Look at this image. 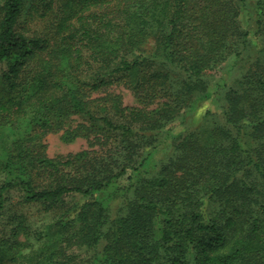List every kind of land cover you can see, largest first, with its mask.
<instances>
[{"label":"trees","instance_id":"16d2710c","mask_svg":"<svg viewBox=\"0 0 264 264\" xmlns=\"http://www.w3.org/2000/svg\"><path fill=\"white\" fill-rule=\"evenodd\" d=\"M0 77V264H264V0H0ZM72 115L99 148L49 157Z\"/></svg>","mask_w":264,"mask_h":264},{"label":"rangeland","instance_id":"374dc122","mask_svg":"<svg viewBox=\"0 0 264 264\" xmlns=\"http://www.w3.org/2000/svg\"><path fill=\"white\" fill-rule=\"evenodd\" d=\"M246 11L241 12L240 19L243 21L244 25H246L248 17L246 15ZM42 24V23H41ZM36 24L34 28L36 30H43L45 25ZM41 25V26H40ZM235 55L229 57L223 65L218 68L215 72V76L213 78L212 89L215 90L216 86L228 87L232 86L236 83V80L241 76L242 72H244L246 66L249 61H237ZM1 80V77H0ZM220 87V88H221ZM113 93L119 94L122 97V101L124 105L128 106H139V101L137 96L135 95L134 90L129 86V83L124 82H116L113 86L110 87ZM158 99L156 100V102ZM155 105H151L149 108ZM98 110V108H97ZM207 110H212L216 112H220V102L216 98L202 102L196 112L188 111L186 116V121L189 125L199 126L203 121H201L203 115ZM208 120V119H207ZM83 125L85 127H83ZM183 125L177 120L172 125H170L171 133L177 134ZM95 131V132H94ZM102 129H95L91 123H88L83 117L79 115L70 116L64 124L58 128L57 130H53L49 132L44 139L42 140L40 146L44 147L45 152L49 157H64L69 154L77 153L83 150H93L98 149V140H96V136L101 134ZM102 136V134H101ZM103 137V136H102ZM104 138V137H103ZM171 136L166 138L163 144H161L157 149L153 151V159L155 161H161L168 157V155L172 151L171 146ZM154 165V164H153ZM153 165L150 166V171H154ZM131 170L128 173L131 174ZM129 183L127 175L123 176L119 180V184L127 185ZM18 194L14 195L13 202L18 203ZM17 198V199H16ZM73 203L78 200V197L74 199H70ZM27 209V208H26ZM36 213V212H33ZM31 214V213H30ZM25 237V236H24ZM23 235L20 237L24 239ZM76 248V247H75ZM81 252L83 254V250H78L77 252ZM85 255V252H84Z\"/></svg>","mask_w":264,"mask_h":264}]
</instances>
